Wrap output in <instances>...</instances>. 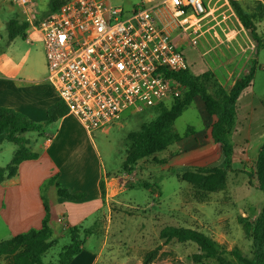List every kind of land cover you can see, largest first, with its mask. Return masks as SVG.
Listing matches in <instances>:
<instances>
[{"label": "rangeland", "instance_id": "rangeland-1", "mask_svg": "<svg viewBox=\"0 0 264 264\" xmlns=\"http://www.w3.org/2000/svg\"><path fill=\"white\" fill-rule=\"evenodd\" d=\"M237 1L247 13L255 16V30L261 40L260 47H264V14L259 18L257 2ZM45 2L39 0L41 9L46 8ZM141 3L142 0H110L112 7L124 11L139 7ZM211 7L214 9L215 21L210 27L213 28L199 39L196 48L191 47L185 38L177 40L189 62V73L206 90L207 97L217 101L222 94L230 92L237 80L232 85L227 84V74L232 72L242 77L253 69L250 86L253 84L252 90L260 103L254 101L251 106L255 109L260 106L259 110L263 114L256 119L258 113L252 111L250 105L244 109L242 104L239 105L243 116L247 114L253 124H244L241 120L238 125L235 121L229 133L233 149L229 158L231 171L223 186L214 192H200L182 181V175L201 168H224L225 165L224 156L218 150L221 146L211 138L212 126L217 119L210 115L199 95L192 96L183 88L178 102L180 105H184L186 100L188 102L182 107L180 116L170 130V135H176L178 139L168 143L161 152L138 161L131 173L124 172L122 164L131 148L129 135L141 132L158 118L166 117V111L169 110L148 109L124 116L115 125L94 132L91 136L71 115L63 121L45 125L47 109L52 102L60 101L46 81L47 67L42 39L32 28H28L24 36L10 41L7 23L13 19L21 20V15L19 9L8 1L0 3V74L9 78L7 85L14 89L5 91L0 87V92L4 99L14 100L15 104L5 100L14 105L10 109L15 108L13 110L28 120L44 126L43 134H23L30 141L31 152L44 153L45 140L54 142L58 137L53 145L52 156L59 159L60 163L66 159L70 169H63L59 177L73 180L78 185L86 179L88 183L84 188L91 199L95 190L92 178L98 176L103 180L105 175L108 179L113 178L112 184L105 187L103 183L101 196L106 206L87 217L82 231L77 227L85 251L76 264H87L105 239L107 248L101 254L100 264H144L147 253L158 247L157 257L149 264H217L214 259L195 263L192 256L198 253V247L194 243H178L175 240L164 243L160 240L159 232L167 226L190 228L210 237L230 264H238L233 253L251 257V229L264 201L263 194L257 189L255 175L252 178L248 176L250 171L256 169L258 151L264 142V49L257 51L249 32L243 27L244 31L241 29L232 16L233 9L225 1L212 0ZM226 39L231 42H226ZM2 64L4 67L1 68ZM169 104L165 103L166 106ZM17 151L15 144L3 142L0 145V170L5 175L0 185L16 180L19 167L5 170L12 166ZM219 155L222 162L214 165L211 160ZM47 175V169L43 167L24 173L22 179L27 177L26 183L31 184V181L35 182ZM54 184L59 185L56 178L40 188L43 207L48 213L47 227L51 241L55 243L42 258L44 263H57L59 253L69 245L68 231L72 229L66 226L64 217L52 219L48 190ZM144 185L149 186L146 188ZM30 188L25 187V190L30 193L27 197L32 199L34 190ZM61 189L69 192L65 188ZM54 194L58 201H65L58 198L56 189ZM21 197L20 192L0 186V243L13 237V230L1 214L7 198ZM29 207L28 204L24 208ZM85 208L89 210V206ZM72 214L80 216L83 212L72 211ZM111 248L113 254L108 257ZM8 263L9 259H0V264Z\"/></svg>", "mask_w": 264, "mask_h": 264}, {"label": "built area", "instance_id": "built-area-1", "mask_svg": "<svg viewBox=\"0 0 264 264\" xmlns=\"http://www.w3.org/2000/svg\"><path fill=\"white\" fill-rule=\"evenodd\" d=\"M3 1L41 37L46 81L89 136L180 98L184 87L172 75L189 62L177 40L196 48L215 21L212 0H142L129 11L110 0H66L51 13V0L45 9L39 0Z\"/></svg>", "mask_w": 264, "mask_h": 264}, {"label": "trees", "instance_id": "trees-1", "mask_svg": "<svg viewBox=\"0 0 264 264\" xmlns=\"http://www.w3.org/2000/svg\"><path fill=\"white\" fill-rule=\"evenodd\" d=\"M66 0H51L49 4V13L55 12ZM257 2V1H255ZM231 8L238 17L245 31L249 32L251 39L256 43L257 51L264 49L260 47L261 40L255 30V16L247 13L237 0L229 1ZM259 18L264 14V6L257 2ZM8 38L13 41L18 36H24L29 28V24L21 20H10L7 23ZM253 69L246 75L239 77L230 92L222 94L220 99L215 101L207 97L206 90L196 83V80L190 75L189 70L178 72L172 75L173 78L189 91V94H197L204 101L210 115L215 116L217 121L212 126L211 138L213 142L221 146L224 156V168H201L185 172L182 175V181L189 183L195 190L200 192H214L217 188L224 185L227 174L231 171L229 168L230 156L232 154V143L229 137L230 130L236 121V104L241 93L250 86L253 78ZM181 98V97H180ZM171 101L168 106L161 104L151 109L167 112L166 117L158 118L154 123L145 127L138 133L129 135L131 148L122 164L124 172L131 173L133 166L140 160L147 158L166 148L168 143L176 141L178 137L171 136V127L174 121L180 116L182 107L179 99ZM68 115L67 108L60 102L51 105L46 112L45 125L52 124ZM44 126L28 120L24 115L10 108L0 107V145L3 142L15 144L18 148L11 167L13 170L20 166L22 162L36 160L38 155L31 152L30 141L23 137L28 132H38L43 134ZM255 175L257 180V189L264 197V142L259 148L256 169L248 173L249 177ZM4 171L0 170V183L4 180ZM52 179L49 181L51 182ZM56 186L57 196L67 201H82L85 195H73L70 192H64L59 185ZM146 188L149 185H144ZM103 182L100 183V189L103 192ZM48 213L45 209V216L41 223V229H32L12 237L0 243V259H9L8 264H71L75 256L82 251V242L80 240V231L73 227L68 231L69 245L64 248L58 256L57 263H44L42 258L54 246L51 241L50 230L47 227ZM253 253L251 257L239 253H233V257L238 264H264V201L261 210L255 219L252 229ZM159 239L168 243L172 240L178 243H194L198 247V253L192 256L195 263L203 260L214 259L217 264H230L224 258V254L219 251L214 241L203 233L190 228L183 227H164L159 232ZM159 247L147 253L144 258V264H149L157 257Z\"/></svg>", "mask_w": 264, "mask_h": 264}, {"label": "crops", "instance_id": "crops-1", "mask_svg": "<svg viewBox=\"0 0 264 264\" xmlns=\"http://www.w3.org/2000/svg\"><path fill=\"white\" fill-rule=\"evenodd\" d=\"M2 65L3 66H1V68L4 67V64ZM239 75L240 74H234L232 72L227 74V84L232 85L233 81L239 78ZM9 82H10L9 78H7V76H4V75L2 76L0 74V87H2L3 90L5 91L8 89L14 90L12 87L7 85L9 84ZM252 86L253 84L249 86L248 88H246L241 93V95L239 96L237 100L236 123L238 125H240L241 120H242V123L244 124H247V123L249 125L253 124V122L250 121L251 118H248V115L246 113H245L246 115L243 116V112L241 111V108L239 106L241 104H242L241 107L243 109L245 108V106H247L248 108V105H250L249 108L250 109L252 108V111L258 113L257 118L255 115L254 119L255 118L259 119L261 117V113L263 114V112L259 110L260 106H256V107H259L256 109L251 106L252 104H254V101L258 102L257 96L252 90ZM5 94L7 95V92H5ZM5 100H10V99H4L3 94H1L0 92V107L11 108L12 106H14L13 105L15 104L14 100H10V102L13 104L6 103ZM53 104L54 103L52 102L51 105ZM66 117H68V115L60 120L63 121ZM262 118L264 119L263 116ZM57 139L58 137H56L55 141ZM54 142L52 140L46 139L44 142V148H45L44 153L40 154V153L35 152V154L38 155V158L36 160H29V161L22 162L18 168V176L16 177V180L9 182V183H3L2 185H0V186L4 185L7 189H13V190L20 192L22 196L21 198H17V199L7 198L9 202L8 201L6 202L5 208L3 209L1 213L4 216L6 224L9 226L10 229L13 230L12 231L13 237L20 235L22 234V232L24 233L25 231H28L29 229L32 230V229H38L41 227V223H42V220L45 214V210L43 207V200L41 198L40 188H44V186L53 178H56V183H59V186L67 189L71 194L85 195V199H83L82 201H67V200L63 202L58 201L56 197L54 196L55 195L54 192L56 189V186L54 184L53 187L50 190H48V197H49L48 204L50 206V213L52 214L51 216L53 220L57 217H64L63 220H65V223L67 224L66 226H68L69 228L80 227L79 229L82 231L83 222L86 221L87 217L91 216L93 213L100 212L104 208V206H106L102 201L103 199L101 195L103 194V192L100 189V183L101 182L105 183V187H106L112 184L113 178L110 177L108 179L106 175L103 180H100L98 176L92 178L91 182L95 189L93 198H92L93 200H92L90 194L88 195L87 190L84 188L86 183H88L86 179H83L80 185H78L77 183L75 184L73 180H70V179L62 180L61 177H59L60 175H62L63 169H66V168H67L66 170H70V169L68 168V165H66V159L63 161V163H60V161H58L59 159L57 160L54 156H52V149H53ZM218 150L221 151V148L218 147ZM211 162H213L214 165H219L222 162V157L219 155L217 156L216 159H212ZM43 167L44 169L45 168L47 169V173H48L47 176H43L41 179H38L35 182L31 181V184L26 183L25 180L27 177H24L22 179V177L24 176V173L30 172L33 170L38 171V170H41V168L43 169ZM25 187L27 188L31 187L30 189L34 190L32 192V196H33L32 199L27 197V194H30V193L26 192ZM107 194L108 195L110 194L109 190L107 191ZM1 203L2 205H4L3 202ZM28 204L30 207L24 208ZM86 206H89V210H86L85 208ZM15 207H18V208L16 209ZM72 211L76 213H79L80 211H82L83 214L80 216H77L75 214H72ZM14 229H19V230H14ZM106 248H107V241L105 239L102 242V244L98 247L97 254L93 255L92 258L89 259L87 264H100V261H102L101 254ZM84 251L85 250H84V245H83L82 251L77 256L74 257L71 264H76L77 260L82 256V253ZM112 254H113V251L111 248L109 249V253L107 256L112 257Z\"/></svg>", "mask_w": 264, "mask_h": 264}]
</instances>
